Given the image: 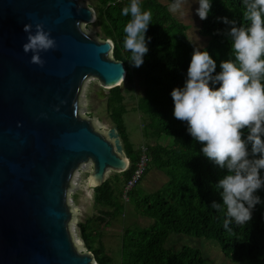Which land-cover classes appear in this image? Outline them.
Returning a JSON list of instances; mask_svg holds the SVG:
<instances>
[{"label": "water", "instance_id": "1", "mask_svg": "<svg viewBox=\"0 0 264 264\" xmlns=\"http://www.w3.org/2000/svg\"><path fill=\"white\" fill-rule=\"evenodd\" d=\"M96 20L81 0H0V264H98L73 240L69 189L84 163L94 194L130 160L116 127L99 132L79 113L88 79L105 100L126 88L113 40L84 29ZM37 23L56 44L39 53L42 66L23 50L24 25Z\"/></svg>", "mask_w": 264, "mask_h": 264}, {"label": "trees", "instance_id": "2", "mask_svg": "<svg viewBox=\"0 0 264 264\" xmlns=\"http://www.w3.org/2000/svg\"><path fill=\"white\" fill-rule=\"evenodd\" d=\"M93 1L90 6L95 7V22L100 26L96 34L101 39L113 40V56L124 62L127 71L125 90H110L106 104L130 165L122 173H113L101 187L94 189V202L101 210L78 223L86 248L94 254L98 264H117L109 254L100 229L103 223L125 215L127 205L131 204L139 214L154 219V223L149 227L123 226L122 256L118 264H209L199 249L184 246L173 251L168 248L175 233L214 239L223 255L239 264H264V187L255 193L261 203L252 210L251 220L245 225L233 222L229 225L232 231H226L223 227L226 208L222 205L221 210H216L211 203L222 204L221 190L216 184L227 174V169L205 157L201 143L187 131L186 122L173 115L171 90L184 86L195 48L189 40L188 26L161 0H141L142 11L152 12L146 32V40L147 37L151 40L142 66L134 67L131 52L124 47V28L131 15H122V9L130 5V0ZM210 3V12L207 19L201 21L199 33L210 38L203 50L215 60L216 72H219L221 61L234 59L231 39L227 36L230 26L219 18L236 20L237 26L242 27L250 22L244 17V0H210ZM136 78L142 86V94L137 96L134 111L141 115L142 136L146 139L141 146L147 149L148 161L142 177L124 200L122 190L141 155L140 147L134 148L129 139L124 120L129 111L127 96ZM247 133L248 129L242 130L244 137ZM163 137L177 140L175 148L164 145ZM152 170L166 177L164 182L154 191L140 193L141 183ZM261 175L264 176V170Z\"/></svg>", "mask_w": 264, "mask_h": 264}, {"label": "clouds", "instance_id": "3", "mask_svg": "<svg viewBox=\"0 0 264 264\" xmlns=\"http://www.w3.org/2000/svg\"><path fill=\"white\" fill-rule=\"evenodd\" d=\"M184 2L174 0L169 10L181 11ZM244 6V17L250 22L247 27L237 26L236 20L227 17L219 18L230 26L227 36L234 59L221 61L216 72V62L208 51L194 48L184 86L171 90L174 117L186 122L187 131L201 143L205 157L227 169L216 184L222 204L213 201L211 207L226 208L223 227L228 232L233 222L245 225L251 220L252 210L261 203L255 193L264 187V0H244ZM210 9V0H198L196 13L201 20L207 19ZM129 14L124 47L131 52L133 66L140 67L149 50L151 37L146 40V32L152 12L142 11L141 0H130L122 9V15ZM31 28L24 25L28 36L23 50L32 51L31 62L42 66L39 53L54 48L55 40L41 23L35 25L34 33ZM243 129H248L246 137Z\"/></svg>", "mask_w": 264, "mask_h": 264}, {"label": "rangeland", "instance_id": "4", "mask_svg": "<svg viewBox=\"0 0 264 264\" xmlns=\"http://www.w3.org/2000/svg\"><path fill=\"white\" fill-rule=\"evenodd\" d=\"M83 4L88 5L92 0H81ZM168 7L174 3V0H161ZM198 7V0H185L181 11L173 13L177 19L188 26V36L192 45L195 48L203 49L210 41L209 37L201 36L199 33L201 27V19L196 13ZM84 29L93 37L101 39V36L96 34L100 30V26L94 22L93 24H84ZM142 94V86L138 79H135V84L127 96L126 105L128 113L125 114L124 120L127 126V133L134 148H138L141 144L146 143V139L142 136V120L141 115L134 111L137 96ZM82 107L79 113L87 120L92 121L99 132L107 131L114 127L107 112L106 100L100 97V83L92 77L85 83L82 99ZM164 145H171L174 149L178 143L177 140L170 137H163ZM162 143V141H161ZM92 164L90 162L84 163L77 169L73 177V186L69 189L68 204L71 205L72 221L70 223V230L78 251L88 253L85 242L81 236V229L78 223L86 221L93 217L101 207L94 202V194L92 190H88L87 180L89 174L92 172ZM114 172H109L108 178ZM166 177L153 170L145 177L140 185V193H148L161 187ZM99 207L100 209H98ZM154 223V219L148 218L139 214L133 205H127L125 215L121 217L118 215L116 219H112L109 223H103L101 232L109 254L115 263H119L122 256L120 249L121 232L123 226L140 225L149 227ZM184 246H190L202 251L203 255L209 261V264H239L226 258L220 248L219 243L214 239L205 237L198 238L193 235L173 234L167 247L173 251H179Z\"/></svg>", "mask_w": 264, "mask_h": 264}, {"label": "built area", "instance_id": "5", "mask_svg": "<svg viewBox=\"0 0 264 264\" xmlns=\"http://www.w3.org/2000/svg\"><path fill=\"white\" fill-rule=\"evenodd\" d=\"M121 1H123V0H119V2H121ZM139 147H140V151H141V155L139 157L140 159L136 163V168H135L132 176L130 177V179L125 184V186L122 190L124 200L128 199V192L134 188L136 183L142 177V175L145 171V168H146L147 161H148V158L146 157V151H147L146 147L144 145H142V146L140 145Z\"/></svg>", "mask_w": 264, "mask_h": 264}, {"label": "crops", "instance_id": "6", "mask_svg": "<svg viewBox=\"0 0 264 264\" xmlns=\"http://www.w3.org/2000/svg\"><path fill=\"white\" fill-rule=\"evenodd\" d=\"M94 3V1L92 0L91 2H89V4L88 5H91V4H93ZM91 7H93V6H91ZM94 8V10L96 11V9H95V7H93ZM96 13H97V11H96ZM173 13V12H172Z\"/></svg>", "mask_w": 264, "mask_h": 264}]
</instances>
